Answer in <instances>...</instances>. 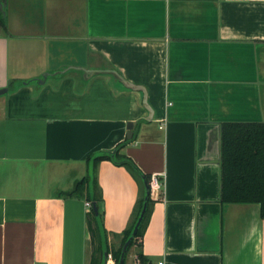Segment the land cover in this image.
<instances>
[{
	"label": "crops",
	"instance_id": "obj_1",
	"mask_svg": "<svg viewBox=\"0 0 264 264\" xmlns=\"http://www.w3.org/2000/svg\"><path fill=\"white\" fill-rule=\"evenodd\" d=\"M146 89L130 87L111 72ZM0 264H89L86 158L160 174L141 248L166 264H264L256 202L224 201V122H264V0H0ZM110 245L138 196L102 160Z\"/></svg>",
	"mask_w": 264,
	"mask_h": 264
},
{
	"label": "trees",
	"instance_id": "obj_2",
	"mask_svg": "<svg viewBox=\"0 0 264 264\" xmlns=\"http://www.w3.org/2000/svg\"><path fill=\"white\" fill-rule=\"evenodd\" d=\"M221 195L224 201L256 202L260 205L261 216L264 217V122H224L221 130ZM119 143L113 150H100L90 153L86 158V173L77 179L67 190H58L57 196L81 197L91 202L87 213V229L92 239V254L89 264H105V252H112L116 264L119 261L123 244L132 234L135 223L146 201V181L150 184L151 174L140 169L136 162L122 152L126 142ZM102 160H111L124 165L138 183V196L134 204L127 226L121 233L119 242L110 245L108 231L104 223L103 191L98 179V167ZM96 202L98 211L93 209ZM154 199L150 194L147 198V209L133 236L126 252L125 261L130 248L141 247L144 230L150 215ZM137 256L144 263L149 260L140 248Z\"/></svg>",
	"mask_w": 264,
	"mask_h": 264
},
{
	"label": "water",
	"instance_id": "obj_3",
	"mask_svg": "<svg viewBox=\"0 0 264 264\" xmlns=\"http://www.w3.org/2000/svg\"><path fill=\"white\" fill-rule=\"evenodd\" d=\"M102 72H111L113 73L116 77H118L120 79V81H122L123 83H125L126 85L130 86V87H133V88H136V89H140L141 91H143L142 95H143V104L144 106L146 107V109L148 110V114L146 115L147 118H151L152 117V107L150 106V104L147 102V97H146V89L144 86L140 85V84H135V83H132L130 81H127L126 79H124L119 73H117L116 71L112 70V69H105V70H102ZM7 88L5 87L4 89L0 90V93L6 91ZM128 132H127V138L128 139H131L132 136H133V122L132 121H129L128 123ZM146 188H147V191H146V201L144 202L143 204V207H142V210L140 212V215L135 223V226L133 228V231H132V234L130 235V237L125 241V243L123 244V247H122V251H121V255H120V258H119V261L117 264H123L124 261H125V256H126V252L128 250V247L131 243V240L133 238V236L136 234V232L138 231V228H139V225L143 219V216L146 212V209H147V198L148 196L151 194V188H150V184L146 181ZM93 206V209L95 212L98 211V207L96 205V202H93L92 204ZM106 256H107V252H105Z\"/></svg>",
	"mask_w": 264,
	"mask_h": 264
},
{
	"label": "built area",
	"instance_id": "obj_4",
	"mask_svg": "<svg viewBox=\"0 0 264 264\" xmlns=\"http://www.w3.org/2000/svg\"><path fill=\"white\" fill-rule=\"evenodd\" d=\"M163 180H162V175L154 173L151 175V180H150V188L151 192H162L163 189ZM86 204L88 206H91V202L87 201ZM105 264H116L115 257L113 256L112 252H108L105 260ZM131 264H166L164 259H158L155 262L148 261L147 263H144L140 257L137 255L134 257L133 261Z\"/></svg>",
	"mask_w": 264,
	"mask_h": 264
}]
</instances>
